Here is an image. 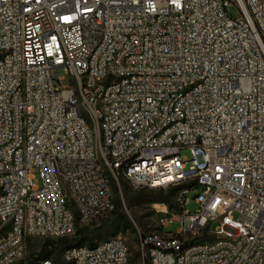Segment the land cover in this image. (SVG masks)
Instances as JSON below:
<instances>
[{
  "label": "built area",
  "instance_id": "built-area-1",
  "mask_svg": "<svg viewBox=\"0 0 264 264\" xmlns=\"http://www.w3.org/2000/svg\"><path fill=\"white\" fill-rule=\"evenodd\" d=\"M108 175L179 187L143 261L264 264V0H0V264L111 210ZM61 260L130 253L111 237Z\"/></svg>",
  "mask_w": 264,
  "mask_h": 264
},
{
  "label": "rangeland",
  "instance_id": "rangeland-1",
  "mask_svg": "<svg viewBox=\"0 0 264 264\" xmlns=\"http://www.w3.org/2000/svg\"><path fill=\"white\" fill-rule=\"evenodd\" d=\"M227 14L233 17L238 16L239 11L236 6H230L227 10ZM56 83V82H55ZM68 80L65 76V79L62 81V85H67ZM181 156L184 160H189L191 158V154L189 149L184 148L181 150ZM190 165L188 161L186 163V167ZM108 179L110 185L114 193V186H117L115 180H112L110 175H108ZM119 186L121 183H126V180L120 178L118 180ZM130 187V186H129ZM131 189V188H130ZM167 189H164L166 191ZM198 188L194 187L191 191L186 192L184 197L187 199V203L185 205V209L189 212H194L197 208V205L194 202V195L196 194ZM119 191V190H118ZM175 204V196L173 199ZM169 207L164 202H151V203H134L129 205L127 201L123 198L122 199V207L123 212L128 216L132 227L126 229L124 232H119L115 235H111L110 233L106 236V240L111 237H119L122 239L128 246L130 259L134 260V264H149L147 258L143 261L139 254V241L140 236H143L145 233L160 230L161 223L165 221L167 218H172L174 215L178 213V208L175 205ZM106 214L100 216L99 218L95 219L91 223V226H96L99 221L105 217ZM236 216V214H235ZM94 224V225H93ZM179 223L177 221H170L168 224L163 227L164 232H171L175 233ZM74 234L69 235L67 239H72ZM49 241H53L55 244H48L47 250H51V256L48 258L50 259L53 264H61V252L66 246L58 240V238H43V237H31L26 240L25 245V253L23 257L17 262V264H35L41 258L39 257L40 251L49 243ZM102 241V240H98ZM132 264V263H130Z\"/></svg>",
  "mask_w": 264,
  "mask_h": 264
},
{
  "label": "trees",
  "instance_id": "trees-1",
  "mask_svg": "<svg viewBox=\"0 0 264 264\" xmlns=\"http://www.w3.org/2000/svg\"><path fill=\"white\" fill-rule=\"evenodd\" d=\"M189 185L190 184H187V186ZM130 188L131 187H129V185L126 183H121L119 189L115 185V196H113L112 200L113 207L106 213V216L103 217L96 226L90 227L89 224H77L72 239H67L68 236H66L60 237L58 238V240L62 242L66 246V248L82 245L93 246L96 242H98V240L105 239L109 233L111 235H115L119 232H124L126 229L132 227L128 216L123 212V198L127 201L129 205H132L134 203L139 204L151 202H164L169 207H171L174 204L173 199L179 187H170L167 188L166 191H164L163 188ZM48 244L54 245L55 243L53 241H49V243L45 245V247L39 253V257L41 259H48L51 256V250H47ZM130 263L134 264V260L130 259Z\"/></svg>",
  "mask_w": 264,
  "mask_h": 264
}]
</instances>
